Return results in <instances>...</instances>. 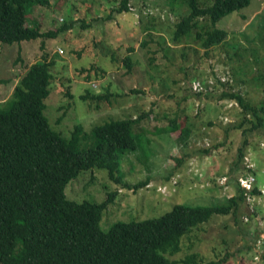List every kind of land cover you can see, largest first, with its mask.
Returning a JSON list of instances; mask_svg holds the SVG:
<instances>
[{"label":"rangeland","instance_id":"rangeland-1","mask_svg":"<svg viewBox=\"0 0 264 264\" xmlns=\"http://www.w3.org/2000/svg\"><path fill=\"white\" fill-rule=\"evenodd\" d=\"M211 1L198 2L203 7ZM129 3L131 9L118 12V0H47L34 5L29 22L38 20L42 31L56 32L54 37L0 42V104L44 52L53 61L43 114L62 137L69 138L78 124L90 132L110 120L146 114L132 131L149 140L139 145L141 150L120 156L121 180L111 178L105 167H93L66 186L67 197L77 202L100 203L108 192H116L103 211L104 231L117 221L161 216L174 204L227 203L239 191L236 149L244 137V152L253 156L264 183V124L250 131L256 119L222 97L237 92L252 106L264 105V0H250L221 17L217 26L227 37L208 49L196 36L209 24L206 18L197 19L189 36H173L176 23L190 12L188 0ZM66 22L74 25L63 29ZM194 81L202 88L194 89ZM173 120L179 126L175 132L170 130ZM182 129L189 132L180 136ZM143 155L149 156L144 160ZM222 175H227V188L218 182ZM146 177L138 186L123 184ZM162 185L165 193L158 189ZM263 233L264 204L244 197L236 199L234 212L212 215L180 238L177 252L166 255L170 264H193L184 262L192 254L195 264H264V249L255 258V243Z\"/></svg>","mask_w":264,"mask_h":264},{"label":"trees","instance_id":"trees-1","mask_svg":"<svg viewBox=\"0 0 264 264\" xmlns=\"http://www.w3.org/2000/svg\"><path fill=\"white\" fill-rule=\"evenodd\" d=\"M129 1L118 0L116 11L127 12ZM198 1L188 0L190 12L176 23L173 36L175 39L189 36L198 25L197 19L206 18L209 24L196 34L204 49L222 43L227 37L228 32L217 26L218 20L250 2L212 0L202 7ZM39 3L47 0H0V42L11 44L54 37L56 32L42 31L38 20L29 22L32 8ZM73 25L66 22L62 28ZM41 48L44 49L43 40ZM47 56L44 52L41 60L25 69L10 98L0 104V264H170L166 254L179 250L183 235L212 215L235 211L236 199L244 198L241 188L227 203L174 204L161 216L117 221L107 231L102 230L103 211L116 192H108L100 203L77 202L67 197L66 186L82 170L93 167H105L111 178L121 180L120 156L128 150H141L139 145L149 140L142 132L132 131L133 123L146 114L134 120H110L90 132L78 124L69 138L62 137L50 128L43 114L52 78L53 61ZM123 62L131 67L129 55ZM225 96L233 99L245 116L256 119L250 131L263 126L264 105L252 106L237 92L223 93L222 97ZM101 97L106 95L96 98ZM178 129L173 120L171 132ZM188 132L182 129L179 135ZM246 133L243 130L244 136ZM87 139L90 142L84 144ZM246 145L244 137L236 149L237 158H241L238 170L242 168ZM148 156L143 155V159ZM147 179L133 185L126 181L123 184L138 186ZM195 257L196 254L188 255L184 262L195 264Z\"/></svg>","mask_w":264,"mask_h":264},{"label":"built area","instance_id":"built-area-1","mask_svg":"<svg viewBox=\"0 0 264 264\" xmlns=\"http://www.w3.org/2000/svg\"><path fill=\"white\" fill-rule=\"evenodd\" d=\"M129 9H131V4ZM61 52V50H60ZM193 88L198 90L202 88L199 81L192 82ZM202 91V90H201ZM197 91V92H201ZM242 168L236 172L235 182L236 185L239 186L243 191V196L249 202L252 199H255L259 205L264 204V184L259 182V178L257 177V173L255 171L256 162L253 160V156L250 154H244L243 159L241 161ZM174 179L172 183H175ZM218 182L222 184L225 188L228 187L227 183V175H222ZM158 189L162 190L164 193L167 191L165 185L158 187ZM251 211L255 210L250 206ZM264 249V233L260 236V238L256 242V252L255 258L259 259L261 257V253Z\"/></svg>","mask_w":264,"mask_h":264},{"label":"clouds","instance_id":"clouds-1","mask_svg":"<svg viewBox=\"0 0 264 264\" xmlns=\"http://www.w3.org/2000/svg\"><path fill=\"white\" fill-rule=\"evenodd\" d=\"M129 7H130V4H129ZM237 184V183H236ZM264 184V183H263ZM237 188H240L239 186H237ZM231 196H233V194H230V196H229V198L231 197ZM260 237H258V239H259ZM257 239V240H258ZM257 240H256V242H257ZM255 250H256V243H255Z\"/></svg>","mask_w":264,"mask_h":264}]
</instances>
